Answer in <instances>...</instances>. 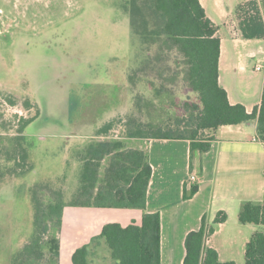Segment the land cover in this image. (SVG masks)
Returning <instances> with one entry per match:
<instances>
[{
	"label": "rangeland",
	"instance_id": "374dc122",
	"mask_svg": "<svg viewBox=\"0 0 264 264\" xmlns=\"http://www.w3.org/2000/svg\"><path fill=\"white\" fill-rule=\"evenodd\" d=\"M129 1L0 0V264L36 232L34 189L44 206L53 191L72 201L89 145L132 150L128 127H166L200 104L181 56L159 61L157 45L133 34ZM258 63L264 54L248 72ZM73 234L65 246L77 245ZM234 259L246 264L243 250ZM90 263H114L104 241L91 244Z\"/></svg>",
	"mask_w": 264,
	"mask_h": 264
},
{
	"label": "trees",
	"instance_id": "16d2710c",
	"mask_svg": "<svg viewBox=\"0 0 264 264\" xmlns=\"http://www.w3.org/2000/svg\"><path fill=\"white\" fill-rule=\"evenodd\" d=\"M127 10L133 34L148 47L157 45L159 61L166 56L164 52L181 56L185 79L200 100V104L185 103V114L172 125L155 128L152 124H139L133 130L128 127V138L190 141L193 175L194 154H204L211 149L220 127L257 120L258 134L264 142V91L261 106L252 113L242 104H231L228 92L220 84L219 28L207 16L201 0H130ZM236 14L244 39L264 40V18L258 1L244 2ZM82 160V185L72 201L66 202L62 192L53 191L48 194V205L44 206L37 189L32 191L36 232L21 251L12 255L11 264H60L61 233L67 207L146 211L153 175L147 151L124 150L122 142H97L88 146ZM105 160L107 165L102 172ZM198 190V183L193 184L190 191H185L184 198L190 199ZM227 219L225 213H220L213 225L207 226L203 218L201 228L186 237L184 264H236L222 262L218 252L206 244L207 238L215 233V227ZM239 221L243 225L264 227V201L245 203ZM102 241L110 250L113 264H161V215L145 212L141 225H105L90 244L73 253L72 264H91V244ZM245 261L246 264H264V231H256L246 244Z\"/></svg>",
	"mask_w": 264,
	"mask_h": 264
},
{
	"label": "crops",
	"instance_id": "0c3cea01",
	"mask_svg": "<svg viewBox=\"0 0 264 264\" xmlns=\"http://www.w3.org/2000/svg\"><path fill=\"white\" fill-rule=\"evenodd\" d=\"M248 0H201L207 16L219 28L221 37L220 84L228 92L231 104H242L252 113L262 103L264 75L251 74L247 66L264 54V40L242 37L237 18L238 7ZM264 18V0H259ZM234 8V9H232ZM258 63L257 65H259ZM256 65V66H257ZM262 65V64H260ZM263 66V65H262ZM264 67V66H263ZM132 150L147 151L153 175L149 185L147 213L161 215V264H184L186 237L201 228L203 218L213 225L220 213L227 221L215 228L207 246L215 249L222 262L237 260L256 231L264 227L243 225L240 211L247 202L264 201V142L258 134L257 120L235 126L220 127L211 149L192 159L197 181L191 182V142L188 140L127 138ZM130 145V146H131ZM198 183V192L185 199ZM140 209L67 207L61 233L60 264H72V255L101 234L105 225L123 227L141 225L145 213ZM75 232L74 243L64 245L66 233Z\"/></svg>",
	"mask_w": 264,
	"mask_h": 264
},
{
	"label": "built area",
	"instance_id": "2783aa9c",
	"mask_svg": "<svg viewBox=\"0 0 264 264\" xmlns=\"http://www.w3.org/2000/svg\"><path fill=\"white\" fill-rule=\"evenodd\" d=\"M251 1H259V0H251ZM256 70L258 71V72H262L263 70H264V67L262 66V65H257L256 66ZM197 176L196 175H192L191 176V182H195V181H197ZM208 239V238H207ZM207 241V240H206Z\"/></svg>",
	"mask_w": 264,
	"mask_h": 264
}]
</instances>
